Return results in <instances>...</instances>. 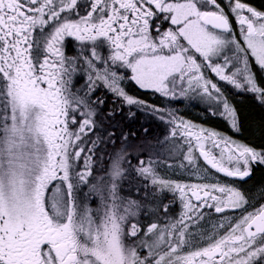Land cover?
I'll use <instances>...</instances> for the list:
<instances>
[{
    "label": "snow or ice",
    "instance_id": "6c2138e0",
    "mask_svg": "<svg viewBox=\"0 0 264 264\" xmlns=\"http://www.w3.org/2000/svg\"><path fill=\"white\" fill-rule=\"evenodd\" d=\"M66 38L79 42L77 55H66ZM78 73L83 88L74 87ZM126 79L177 103L197 101L239 133L220 82L264 104V11L245 0H0V264H264V203H253L264 186L253 194L157 171L179 160L191 175L202 160L205 173L243 181L264 166V148L134 98ZM100 86L168 125L172 159L124 168L122 149L110 179L91 182L101 145L117 140L104 124L114 112L100 119ZM133 171L139 186L124 197L117 181ZM209 211L222 214L210 229Z\"/></svg>",
    "mask_w": 264,
    "mask_h": 264
},
{
    "label": "trees",
    "instance_id": "16d2710c",
    "mask_svg": "<svg viewBox=\"0 0 264 264\" xmlns=\"http://www.w3.org/2000/svg\"><path fill=\"white\" fill-rule=\"evenodd\" d=\"M245 2L250 3L251 5L255 6L257 9L264 11V0H245ZM125 88L128 90V94L133 96L134 98H139L148 102L151 105L160 106L162 108H172L177 109L178 114L182 115L184 118L190 119L191 121H195L201 123L203 125L213 127L219 130L223 129V124L218 122L215 119H212L211 116L205 114L204 112H193L191 110V106L188 104L184 105H174L171 103L166 102L161 96L159 97L158 94H151L150 91L140 89L135 83L130 82L127 85H124ZM99 92L101 93V99L108 97V99H103L105 103L102 106V114L100 119L103 120L104 115H106L109 111L114 112V115L111 117L110 120H107L105 127L111 125L110 129L114 128L117 136V140H121L122 134L127 133L128 138L132 139V135L136 138V145L130 146L127 151L129 153H136L134 157L137 158V162L140 158H143L145 161L147 158L157 156H162L161 152L158 150L156 146V141L159 143L162 142L165 136L168 134V130H166V125L163 122H154L150 120V116L141 113V111H135L138 106L132 105L130 109L132 112L125 113L124 111L118 109L117 107L120 103H125L120 99L118 100V104L113 103L114 105L109 103V107L107 106L108 102L113 100L110 97L103 86L98 88ZM229 94L228 97L230 98V103L237 109L238 111V119L242 123L241 131L238 133V137L240 140L247 141L249 144L253 145L254 147L261 149L264 148V112L262 109L256 104L252 96H246L239 94L237 92H233L232 90H228ZM123 106L127 108V105ZM121 105V109H123ZM135 106V107H133ZM184 106H187L185 108ZM130 113H134V115H130ZM105 122V121H104ZM145 129H148L147 133H145ZM140 138L147 139V144L145 141H140L139 143L137 140ZM159 145V144H158ZM165 145V144H160ZM170 147V145H167ZM167 156V155H166ZM167 159H172L171 156H167ZM81 162V161H80ZM130 179H138L137 177L131 176ZM247 183L249 184V189L253 192H257V190L264 186V170L258 169L256 173L248 179ZM149 189L151 186L149 185ZM152 190V189H151ZM135 191V188H134ZM85 192V190L83 191ZM254 193V194H255ZM94 201V202H92ZM99 202L97 200H91V205H98ZM209 213V212H208ZM207 215H211L210 213ZM212 215L211 217H213Z\"/></svg>",
    "mask_w": 264,
    "mask_h": 264
},
{
    "label": "rangeland",
    "instance_id": "374dc122",
    "mask_svg": "<svg viewBox=\"0 0 264 264\" xmlns=\"http://www.w3.org/2000/svg\"><path fill=\"white\" fill-rule=\"evenodd\" d=\"M80 50H76L74 53H68V56H75L79 53ZM124 71V69H121L120 72L122 73ZM130 82H133V81H130L128 79L124 80L122 86L125 87L124 85H127L128 83ZM87 83V76L83 73H78L75 78H74V87L75 88H83ZM134 83V82H133ZM104 88V87H103ZM105 89V88H104ZM126 89V88H125ZM106 90V89H105ZM128 90V88L126 89ZM107 94L113 98V100L111 102H108L107 106L109 107V103L114 105L113 103L115 104H118V98L115 97L111 92L107 91ZM128 92V91H127ZM151 92V91H150ZM151 94H153L151 92ZM159 97L161 96L160 94H158ZM101 93L99 92V90L97 89V91L95 92V97H101ZM161 98V97H160ZM104 100L105 99H108V97L106 98H103ZM166 102L168 103H171V104H174V105H177L176 104V101H172L168 98H163ZM183 101H187V100H183ZM124 105H127V108H125ZM120 103V105L117 107L118 109L124 111L125 113H128V112H132V109H130V106L132 105H128L126 103ZM121 105L123 106V109H121ZM135 107V106H133ZM185 108H187V106H184ZM165 109H169L168 107H166ZM136 111H141L139 109V107H137ZM141 113H144L145 115L147 116H150V120L154 122H162L157 116L155 115H152L148 112H145V111H141ZM130 115H134V113H130ZM187 120V118H185ZM108 125V122L107 120H105L104 124ZM165 125H166V130H168V134H169V127L168 125L163 122ZM111 125L108 126L107 128L110 129ZM167 134V135H168ZM163 140L162 139V142L159 143V141H156V146H159L157 147L158 150L161 152V154L165 157L167 156H170L169 153H168V148L169 146L167 145H170V142L169 143H163ZM140 141H145V143L147 144V139H142L140 138L139 140H137V142L139 143ZM130 146H135L136 145V138L135 136L132 135V139H129L124 143L122 144L121 143V140H118L116 141L115 145H112V144H108L106 147L104 145H101V149L103 150V156L101 159L97 160L96 163H95V168H94V174H93V180L91 182H95V178L96 177H104L106 180L110 179V170H111V157H114L116 155V153L118 152H121V150L123 149V152L122 154L125 155L127 157V159L123 162V167L124 168H128V163L127 161L130 160L131 161V165L133 166V169L135 168V165L138 163L137 162V158L134 157V155H136V153H129L130 151H127L129 145ZM159 144V145H158ZM160 144H165V145H160ZM167 155V156H166ZM150 157V156H149ZM148 157V158H149ZM157 157V155H156ZM148 158L147 160L145 161L147 163L148 161ZM80 167L82 168L83 167V161L80 162ZM157 171L158 173L161 175V176H164L168 179H180L182 180V182H185V183H199V182H215L216 180L211 178L207 173H205V171L200 167V170H199V173H195V174H191L187 171H184L183 169H181L179 167V160H175L173 162V166L172 167H160V166H157ZM131 176H134V178L136 177L134 171L132 173ZM204 176H207L208 179L207 180H204L203 177ZM54 184L55 183H58V182H53ZM118 184H120L121 186V195L124 196V197H128L129 195L135 197V191H134V188H136L137 186H139V180L138 179H130V177L128 178H124V179H121V180H118L117 181ZM51 187V186H50ZM85 190V192L88 191V189L85 187L83 188V191ZM149 191H152L151 189H148ZM143 195V192H141V196ZM92 200H97V202H99V199L98 197H95L93 196L92 197ZM94 202V201H92ZM173 203V207L171 208L170 210V215L172 216H178L180 211H181V205H180V202H179V199L178 198H173V196L168 193L166 194V199H165V203ZM92 207H96V205H91ZM211 211H209L210 213ZM208 213V214H209ZM211 214V213H210ZM220 215H214L213 217L212 214L209 216V215H206V220H205V227L206 228H211V225L213 223H218L219 222V219H220ZM225 215H228L230 217L229 214H225Z\"/></svg>",
    "mask_w": 264,
    "mask_h": 264
},
{
    "label": "flooded vegetation",
    "instance_id": "af4514ba",
    "mask_svg": "<svg viewBox=\"0 0 264 264\" xmlns=\"http://www.w3.org/2000/svg\"><path fill=\"white\" fill-rule=\"evenodd\" d=\"M233 25L235 26V21H234V19H233ZM165 28H167V25H165ZM237 31H238V29H237ZM76 50H80L79 42L75 41L74 38H66L65 45H64V51H65L66 55H68V53H74ZM102 51H103L105 54H107V50H106V49H104V50H102ZM121 74H125V75H127L128 77H130V75H131L130 70H125V69H124V71H123ZM128 80H130V79H128ZM130 81H131V80H130ZM220 86L222 87V89L225 90V92H226L227 95H228V94H229L228 88H229L230 86L224 84L223 82H220ZM242 95L252 96L253 99H254V101L256 102V104H257V105L262 109V111L264 112V104H261V103L256 99V97H255L254 94H252V93L242 92ZM176 104H177V105L188 104L189 106H191L190 108H191V110H192L193 112H195V111H196V112H204L205 114H208V113L205 111V106H204L203 104H200V103L197 102V101H189V100H187V101H183V100H181L179 103L176 102ZM208 115H209V114H208ZM209 116H211L212 119H215V120H217L218 122L222 123V124H223V129H222V130H219V129H216V128H213V127H209V126L203 125V124L198 123V122H195V121H191L190 119H187V120L193 122L194 124L201 125V126L207 128V129H213V130H215V131H217V132H219V133H222V134H224V135H226V136H230V137H232L233 139L237 140L238 142L246 143V144H248L249 146H253V145L249 144L247 141H243V140H240V139H239V137H238V133L233 132V130H232V128H231V126H230V124L228 123V120H227L226 118H224V117H222V116H219V115H216V116L209 115ZM257 150H259V149L257 148ZM197 155H198V153H197ZM200 165H201V168H202L203 170L206 168V166L203 165V161H202V160L200 161ZM258 169L264 170V166H256V167L254 168V171H253L252 175L255 174V173H256V170H258ZM207 174H208L211 178H213V179H215V180L218 179V180H219L220 182H222V183L234 184V185H236L237 187H239V188H241V189H244V190H246V191H250V192H252L253 194L255 193V192H253V191H255V189H253V191L250 190V189H249V188H250V187H249V184L247 183L248 179L251 178L252 175H251L249 178H245V180L241 181V180H238V179H235V178H228V179L223 178V177H221L220 175L214 173V172L211 171V170H209V171L207 172ZM253 203H255V205L258 207L260 203H264V199H260L259 197H257V199H256L255 201H253ZM248 210H249V211H252L253 209H252V207H249ZM226 214H229L230 217H231V215H232V213H230V212H229V213H226ZM237 215H238V213H237Z\"/></svg>",
    "mask_w": 264,
    "mask_h": 264
},
{
    "label": "bare ground",
    "instance_id": "6f19581e",
    "mask_svg": "<svg viewBox=\"0 0 264 264\" xmlns=\"http://www.w3.org/2000/svg\"><path fill=\"white\" fill-rule=\"evenodd\" d=\"M237 93L242 94V92H237ZM135 111H136V110H135ZM210 213H211L212 215L215 214L214 211H211Z\"/></svg>",
    "mask_w": 264,
    "mask_h": 264
},
{
    "label": "water",
    "instance_id": "95a60500",
    "mask_svg": "<svg viewBox=\"0 0 264 264\" xmlns=\"http://www.w3.org/2000/svg\"><path fill=\"white\" fill-rule=\"evenodd\" d=\"M228 178H230V177H228Z\"/></svg>",
    "mask_w": 264,
    "mask_h": 264
}]
</instances>
